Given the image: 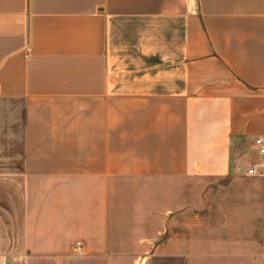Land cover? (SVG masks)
Wrapping results in <instances>:
<instances>
[{"label":"crops","instance_id":"crops-1","mask_svg":"<svg viewBox=\"0 0 264 264\" xmlns=\"http://www.w3.org/2000/svg\"><path fill=\"white\" fill-rule=\"evenodd\" d=\"M256 136L264 0H0L2 264H264Z\"/></svg>","mask_w":264,"mask_h":264},{"label":"built area","instance_id":"built-area-1","mask_svg":"<svg viewBox=\"0 0 264 264\" xmlns=\"http://www.w3.org/2000/svg\"><path fill=\"white\" fill-rule=\"evenodd\" d=\"M253 144L256 148V150L262 155L264 154V137L262 136H256L253 138ZM264 165V161H258V162H253L251 163L246 169H245V173H260L261 170L259 169L260 166ZM236 169H238L239 167L236 165L235 166ZM80 248V243L79 241H76L73 249L78 251ZM0 264H2V262H0ZM20 264H24V261L21 260Z\"/></svg>","mask_w":264,"mask_h":264}]
</instances>
